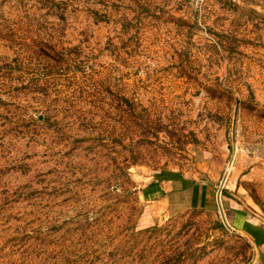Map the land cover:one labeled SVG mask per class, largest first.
Here are the masks:
<instances>
[{"label": "rangeland", "instance_id": "obj_1", "mask_svg": "<svg viewBox=\"0 0 264 264\" xmlns=\"http://www.w3.org/2000/svg\"><path fill=\"white\" fill-rule=\"evenodd\" d=\"M227 3L0 0V264L249 263L218 207L167 217L144 198L221 139L243 174L264 159L263 44L245 28L264 16Z\"/></svg>", "mask_w": 264, "mask_h": 264}, {"label": "crops", "instance_id": "obj_2", "mask_svg": "<svg viewBox=\"0 0 264 264\" xmlns=\"http://www.w3.org/2000/svg\"><path fill=\"white\" fill-rule=\"evenodd\" d=\"M227 6L233 14L243 12L264 16V0H259L258 3L253 0H228ZM245 28L248 31L253 28L250 30L252 35L249 36L261 40L263 45L260 51H263V54L260 55V59L263 60V64L264 29L257 31L256 26L252 27L248 24ZM225 71V69H221L219 74L215 73V75L225 76ZM258 75L262 77L259 82L253 81L252 91L255 92L258 101L264 104V69L258 71ZM236 128L237 134L238 127ZM226 148L223 139H221L216 149H210L207 145L205 150L190 151L194 156V171L189 173L188 177L184 174H181L182 176L179 173L176 174L173 170L155 174L153 185H151L153 188L144 192V198H149L146 201L149 205L148 208L152 211L159 208L167 217L189 211H216L217 185L220 184V178L228 161ZM242 170L243 163L238 162L231 167L221 193L220 202L228 225L244 234L255 247L258 257L254 264H264V219L260 216L259 208L250 191L252 184L255 183L256 174L264 173V159L259 165L256 164L249 174H243Z\"/></svg>", "mask_w": 264, "mask_h": 264}, {"label": "water", "instance_id": "obj_3", "mask_svg": "<svg viewBox=\"0 0 264 264\" xmlns=\"http://www.w3.org/2000/svg\"><path fill=\"white\" fill-rule=\"evenodd\" d=\"M236 111L234 112V118L236 116ZM233 132H234V125H233ZM234 157H235V144L234 142L232 143V146H231V156H230V159L227 163V166L225 168V171L223 173V176H222V179H221V182L219 184V187L217 189V192H216V203H217V207H218V210H219V214H220V217H221V220H222V223H223V226L231 233L235 234V235H238L239 237H241L242 239H244L246 241V243H248L252 249V256H251V260L249 261L248 264H253L254 261H255V256H256V251H255V247L253 246V244L249 241V239L244 235L242 234L241 232L237 231V230H234L232 229L227 221H226V218H225V215H224V212H223V209H222V206H221V202H220V196H221V193H222V189L224 187V184H225V181L227 179V176L229 174V171L232 167V164H233V161H234Z\"/></svg>", "mask_w": 264, "mask_h": 264}]
</instances>
